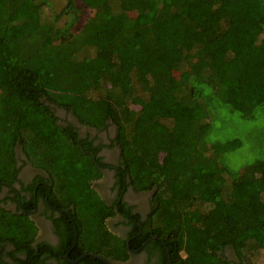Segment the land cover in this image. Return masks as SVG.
<instances>
[{
    "label": "trees",
    "instance_id": "1",
    "mask_svg": "<svg viewBox=\"0 0 264 264\" xmlns=\"http://www.w3.org/2000/svg\"><path fill=\"white\" fill-rule=\"evenodd\" d=\"M79 1L92 15L76 28L74 0L59 11L51 0H0V172L10 171L16 141L50 171L65 264L67 252L125 261L152 235L164 264L168 253L169 264H228L226 247L255 264L264 254V147L236 170L228 159L242 141L221 133L229 114L264 116V0ZM45 101L85 126L115 124L120 181L153 191L147 219L129 221L127 238L107 229L115 207L92 187L102 175L96 148ZM1 212L12 223L0 218V242L13 249L0 264L51 255L32 245L25 214Z\"/></svg>",
    "mask_w": 264,
    "mask_h": 264
},
{
    "label": "flooded vegetation",
    "instance_id": "2",
    "mask_svg": "<svg viewBox=\"0 0 264 264\" xmlns=\"http://www.w3.org/2000/svg\"><path fill=\"white\" fill-rule=\"evenodd\" d=\"M45 102L50 105L58 118V123L73 127L77 139H82L86 143L91 142L96 148L95 156L99 157L102 164L100 166L102 175L92 181V187L108 205L115 207L116 213L105 221L107 229L122 238H127L133 230L129 221L139 222L147 219L153 203V191H135L129 185V179L125 174L120 181L118 172L123 166V159L115 141L117 134L115 124L107 120L105 127L102 128L85 126L70 111L52 105L48 101ZM35 156L19 141L14 143L10 171L0 172V209L12 214H25V217L32 222L36 229L32 245L35 247L41 245L42 251L47 246L51 252V255L41 254L43 262L38 264H65L60 258L61 255L57 256V245L60 241L57 233V217L63 209L57 206L56 200L50 194L54 186L50 171L39 165ZM122 203H125L124 207ZM132 214H137V219ZM0 215V218L12 223L9 215L4 212ZM154 237L152 235L140 246L131 249L125 261L113 264H164L165 252L162 251V246L156 245L157 242L153 241L157 238ZM12 249L9 242H0V253L8 262H11V259L7 252ZM222 253L228 264H240L232 248L226 247ZM19 255L24 256L22 253ZM63 258L67 260V264L77 262L75 261L77 258L71 259L68 252L63 254ZM165 264H169V253Z\"/></svg>",
    "mask_w": 264,
    "mask_h": 264
},
{
    "label": "rangeland",
    "instance_id": "3",
    "mask_svg": "<svg viewBox=\"0 0 264 264\" xmlns=\"http://www.w3.org/2000/svg\"><path fill=\"white\" fill-rule=\"evenodd\" d=\"M67 1L68 0H51V6L55 11H59ZM74 1L76 6L80 9L79 19L77 24H75V27L78 28L92 15V9L85 7L79 0ZM145 11L146 6L142 4L139 13ZM226 118L227 123L223 128L221 137H228L232 134L239 137L242 141V145L237 149V152L230 155V158L228 159L230 165L238 170L255 160L264 147V116L258 117L250 122L241 120L236 114H229ZM258 257L260 258L258 261L254 260V263L264 264V254H261Z\"/></svg>",
    "mask_w": 264,
    "mask_h": 264
},
{
    "label": "water",
    "instance_id": "4",
    "mask_svg": "<svg viewBox=\"0 0 264 264\" xmlns=\"http://www.w3.org/2000/svg\"><path fill=\"white\" fill-rule=\"evenodd\" d=\"M85 256H92V257H95V258H99L101 259L102 261H104L106 264H111V262L109 260H107L106 258H104L103 256L99 255V254H95V253H92V252H84L80 257H78L75 261H78L79 259H81L82 257H85Z\"/></svg>",
    "mask_w": 264,
    "mask_h": 264
}]
</instances>
